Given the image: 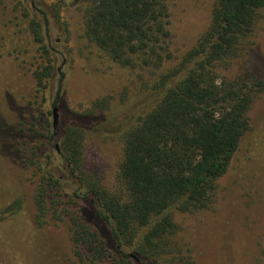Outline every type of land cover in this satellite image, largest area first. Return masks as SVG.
<instances>
[{"label": "trees", "instance_id": "obj_1", "mask_svg": "<svg viewBox=\"0 0 264 264\" xmlns=\"http://www.w3.org/2000/svg\"><path fill=\"white\" fill-rule=\"evenodd\" d=\"M16 1L23 18L14 23L18 30L10 32L8 49L24 56L37 46L45 61L33 73L36 93L53 116L64 104L66 86L63 75L56 79L44 41L58 8L52 15L38 9L37 0ZM72 1L82 11L86 38L111 61L163 69L125 110L105 113L102 99L90 113L61 115L59 154L58 131L53 123L52 132L44 126L42 148L35 147L30 159L37 177L36 223L67 222L83 264H194L175 219L211 208L219 179L250 131L249 114L263 84L245 63L264 0H214L207 29L172 66H165L175 59L163 41L168 0ZM100 129L123 133L113 190L85 168L86 134Z\"/></svg>", "mask_w": 264, "mask_h": 264}, {"label": "rangeland", "instance_id": "obj_2", "mask_svg": "<svg viewBox=\"0 0 264 264\" xmlns=\"http://www.w3.org/2000/svg\"><path fill=\"white\" fill-rule=\"evenodd\" d=\"M37 1L46 14L54 15L53 6L58 8L44 45L52 50L56 79H65L60 122L66 112H92L93 104L102 99L107 101L105 113L125 110L162 72L163 68H125L111 61L86 38L82 11L72 0ZM213 3L168 0V36L163 41L175 60L165 66L174 65L196 44L210 23ZM22 18L16 0H0V82L6 81L0 90V264H83L74 253L67 222L40 226L35 220L37 177L30 159L35 147L42 148L44 126L52 132L53 116L36 93L33 73L45 61L37 46L24 56L8 49L13 43L10 32L18 30L14 23ZM32 35L28 32L29 39ZM253 40L245 64L263 90L249 114L250 131L219 179L211 208L175 219L194 264H264V14ZM60 124L54 141L58 154ZM123 149L119 130L86 134L85 168L107 189L117 184ZM46 151L54 156L52 146L46 145Z\"/></svg>", "mask_w": 264, "mask_h": 264}, {"label": "water", "instance_id": "obj_3", "mask_svg": "<svg viewBox=\"0 0 264 264\" xmlns=\"http://www.w3.org/2000/svg\"><path fill=\"white\" fill-rule=\"evenodd\" d=\"M58 121H59V113H58V108H54L53 109V126L54 128L57 127L58 125ZM57 150H58V146H56ZM59 151V150H58Z\"/></svg>", "mask_w": 264, "mask_h": 264}]
</instances>
